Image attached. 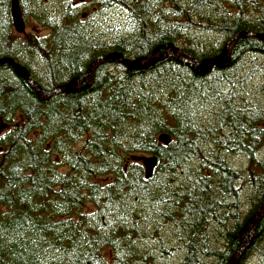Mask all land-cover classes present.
<instances>
[{
	"label": "trees",
	"instance_id": "1",
	"mask_svg": "<svg viewBox=\"0 0 264 264\" xmlns=\"http://www.w3.org/2000/svg\"><path fill=\"white\" fill-rule=\"evenodd\" d=\"M51 1L17 0L24 23L32 17L44 31L19 35L11 0H0V57L44 91L110 52L142 58L181 44L202 60L237 33L264 32V0H90L127 16V35L114 39L96 31L91 13ZM262 56L264 41L243 36L225 65L204 73L170 57L137 71L102 61L79 90L51 98L0 65V264H166L156 252L168 264H227L264 201V64L247 69ZM148 156L157 164L145 179ZM254 256L264 260V216L238 264Z\"/></svg>",
	"mask_w": 264,
	"mask_h": 264
},
{
	"label": "water",
	"instance_id": "2",
	"mask_svg": "<svg viewBox=\"0 0 264 264\" xmlns=\"http://www.w3.org/2000/svg\"><path fill=\"white\" fill-rule=\"evenodd\" d=\"M10 14L12 19L13 30L15 33L19 35L25 34V23L20 12L17 0H11L10 4ZM243 36H249L261 41H264V32H240L234 35L232 38L228 40V42L224 45L219 54L212 58L196 60L191 57L189 54L182 52L180 49L176 48L173 44L160 45L157 46L148 56L142 58H128L124 54L119 52H110L107 54L100 55L96 57L91 63L88 65L86 72L79 77H75L67 83L58 85L51 91L42 90L30 77L29 73L26 71L24 67L19 65L15 60L6 57H0V65H9L14 73L26 81L30 87L36 92L37 95L41 97L51 98L53 96L59 94H71L79 90V83L87 81L93 67L98 62L102 61H116L120 66L128 71H137V70H146L152 67L156 62L164 59V58H173L177 61L190 65L197 72L204 73L207 67H219L225 65L228 61V48L237 39H240ZM163 51V52H160ZM85 87V86H84ZM83 87V88H84ZM157 140L159 143L163 145H167L171 138L169 135L163 133L158 135ZM144 177L145 179L151 178L153 174V170L157 164V159L154 156L144 157L141 160ZM264 216V201L260 204L258 209L250 216L247 221L249 225V233L244 242V244L230 257L227 264H238L242 254L246 250L247 246L253 239V234L255 231V227L259 221V219Z\"/></svg>",
	"mask_w": 264,
	"mask_h": 264
},
{
	"label": "rangeland",
	"instance_id": "3",
	"mask_svg": "<svg viewBox=\"0 0 264 264\" xmlns=\"http://www.w3.org/2000/svg\"><path fill=\"white\" fill-rule=\"evenodd\" d=\"M187 1V0H184ZM69 2H71L72 7H75L76 9L80 10L81 12H83L84 14L87 13H91L92 17L94 18V25H95V29L98 33H101L105 36H108V38L114 39L115 37H122L124 35H127L128 33V23H127V16L120 10V8H114L111 11H104L101 12L99 11V8L96 7V5H93V7H90V0H69ZM158 2V0H157ZM50 5H57V7H59V3L58 0L55 1L54 4H52V1L50 3ZM163 8L164 4L162 3L158 5V8ZM166 7V5H165ZM29 32H34L35 34H39V33H43L44 31H42L39 27V25L37 24V22L34 20V18L30 17L26 20L25 22V34L29 33ZM199 35V37L205 39L206 41L209 40L210 42L212 41V44L214 45V41L219 40L220 38L212 35V34H208V33H202V32H197ZM214 39V40H213ZM176 48L180 49L182 52H184L183 50V46L181 44H176L174 45ZM259 64H264V56L262 57H256L253 58V60H251L250 62H248V70H250V68H252L253 66H257ZM249 72V71H248ZM258 72L257 71H251L248 79L249 81L245 84L246 87V91L247 93L250 95V93H255V88L253 87V85H256V83L258 82ZM208 112H200L201 116L203 117V119H205L206 121L210 122L212 121V119H210V116L207 114ZM3 127H0V132L3 130ZM6 129V127H5ZM261 158H264V148L263 151L260 154ZM227 160L229 161L230 164H232L233 166H236L237 168L240 169H244V167H246L243 163L245 162V158H243L242 156L239 155H235V154H228L227 155ZM246 163V162H245ZM247 164V163H246ZM247 193H249V189H246L242 199H241V208L244 211H247L249 205L247 202ZM162 231H164L165 227L164 225L162 226ZM174 246H176V244H174ZM171 250V249H170ZM156 254L158 255L157 260L164 262L166 264H168V259L164 256V254L158 253L156 252ZM179 254V250H177L176 252H173L174 257H177ZM259 258V257H249L245 260V262L243 264H264V260Z\"/></svg>",
	"mask_w": 264,
	"mask_h": 264
},
{
	"label": "bare ground",
	"instance_id": "4",
	"mask_svg": "<svg viewBox=\"0 0 264 264\" xmlns=\"http://www.w3.org/2000/svg\"><path fill=\"white\" fill-rule=\"evenodd\" d=\"M231 38H232V37H231ZM235 41H236V40H235ZM227 42H228V41H227ZM227 42H226V43H227ZM232 43H233V42H232ZM231 45H232V44H231ZM231 45H230V46H231ZM230 46H229V48H230ZM229 48H228V49H229ZM227 55H228V54H227ZM213 67H216V66H213ZM207 68H208V67H207ZM207 68H206V69H207ZM204 72H205V71H204ZM245 188H246V187H245Z\"/></svg>",
	"mask_w": 264,
	"mask_h": 264
}]
</instances>
